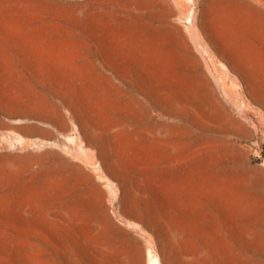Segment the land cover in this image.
I'll return each mask as SVG.
<instances>
[{
	"label": "rangeland",
	"instance_id": "obj_1",
	"mask_svg": "<svg viewBox=\"0 0 264 264\" xmlns=\"http://www.w3.org/2000/svg\"><path fill=\"white\" fill-rule=\"evenodd\" d=\"M153 261L264 264V0H0V264Z\"/></svg>",
	"mask_w": 264,
	"mask_h": 264
},
{
	"label": "bare ground",
	"instance_id": "obj_2",
	"mask_svg": "<svg viewBox=\"0 0 264 264\" xmlns=\"http://www.w3.org/2000/svg\"><path fill=\"white\" fill-rule=\"evenodd\" d=\"M155 261H156V260H155ZM155 261H153V263H152V264H156L157 262L155 263Z\"/></svg>",
	"mask_w": 264,
	"mask_h": 264
}]
</instances>
